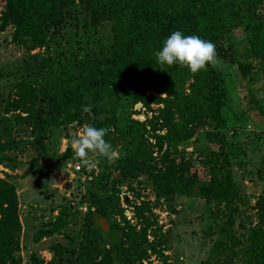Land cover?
<instances>
[{"label":"trees","instance_id":"trees-1","mask_svg":"<svg viewBox=\"0 0 264 264\" xmlns=\"http://www.w3.org/2000/svg\"><path fill=\"white\" fill-rule=\"evenodd\" d=\"M261 1L0 0V30L11 27L10 39L24 45L27 51L51 42L55 46L67 43L63 36L70 34L78 43L80 35L93 32L101 24H108L110 32L106 44L85 47L77 55L68 48L66 55L58 50L55 58L35 60L31 77L20 74L11 93H6L4 112L12 113L15 122L25 123L32 137L29 142L37 150L50 126L81 121L111 129L105 139L120 147L113 165L114 176L108 166L90 174L95 184L108 182L110 193L94 199L96 207L83 221L78 242L73 247L52 244L49 260L31 255L29 264H72L77 250L80 256L91 247L98 252L97 242L102 250L108 244L107 251L119 262L139 264L138 259L145 253L141 247L144 232L150 225L144 213H151L150 206L144 201L133 204L135 217L145 223L137 231L119 208L118 186L140 176L148 181L155 199L194 195L211 204L212 220L207 233L218 235L219 242L214 246L220 244L231 255H242L243 264H264V190L255 197V221L246 227V233L239 239L231 230L241 196L230 164L240 162L224 115L228 92L220 66L208 65L206 70L193 74L179 64L161 66L155 57L172 32L198 35L216 46L218 58L233 61V73L249 75L250 80L260 74L264 88V25L258 11ZM235 29L242 31L245 41L240 53L231 36ZM148 90L155 95L146 94ZM252 101L259 106L255 99ZM136 102L147 108L150 103L161 106L156 114L140 122L130 117ZM85 106L91 111L85 113ZM197 128L204 129L209 143L218 145L211 150L202 176L191 169L189 161L177 160L176 153L177 143L185 141ZM13 147V139L0 141V153ZM153 147L162 149L158 161H154ZM72 155L78 160L70 146L61 154ZM39 158L40 155L30 158L26 171L38 164ZM5 160L10 158L0 154V164ZM106 210L118 215L123 224L115 223L113 230L107 224L109 230H103L97 219L104 218ZM67 212V206H62L54 220L35 231L34 240L57 231ZM19 230L15 186L0 177V264H19ZM104 258L110 263L106 254Z\"/></svg>","mask_w":264,"mask_h":264},{"label":"rangeland","instance_id":"rangeland-1","mask_svg":"<svg viewBox=\"0 0 264 264\" xmlns=\"http://www.w3.org/2000/svg\"><path fill=\"white\" fill-rule=\"evenodd\" d=\"M258 11L263 15L264 25V0L261 1ZM83 34L80 35L78 43L74 42L75 36L70 34L63 36L67 43L62 41L60 45L55 46L51 42L45 47L27 51L24 45L14 43L10 39L11 27L0 30V141L13 139L14 142L13 148L0 153L10 158L0 164V177L11 181L17 194L20 223L17 250L19 264H29L31 255L43 261L49 260V246L52 244L73 247L81 238L83 221L96 207L94 199L110 193L108 182L95 184L90 174H96L108 166L114 176L113 165L120 148L118 143L113 146L115 155L111 160L92 153L90 158L95 167H83L79 159H74V155L62 157L61 154L67 146L71 147L70 139L86 124L84 121L58 127L50 126L37 150V146L29 142L32 137L25 123L15 122L13 114L3 110L6 93H11L13 82L20 74L31 77L29 75H32L35 60L44 57L55 58L58 56V50L66 55L68 48L77 55L78 51L85 47L106 44L110 32L108 24H101L96 26L93 32ZM231 36L240 53L245 48L242 31L235 29ZM240 58L238 56V59ZM232 62L231 59L218 58L228 92L224 115L231 140L238 149L237 160L240 162L239 165L230 164L234 183L241 196V201L237 202L238 212L233 214L234 226L231 230L240 239L241 234L246 233V227L255 221L253 203L256 195L264 190V88L260 74L253 77V80H250L249 75L240 77L231 71ZM145 93L155 95L151 90ZM253 99L259 106L253 103ZM159 106L161 104L150 103L147 108L136 102L130 109V117L144 122L156 114ZM163 131L162 129L158 133ZM149 141L154 143L152 138H149ZM164 146L163 144L162 149ZM217 148L216 143L206 140L204 129L197 128L185 141L177 143V160L189 161L191 169L202 176L211 150ZM162 149L159 151L157 147H153L154 161H158ZM38 155V164L26 171L30 158ZM67 163H78L80 167L75 170ZM140 201L148 203L151 213H144L150 225H147L144 232L145 240L141 247L145 253L138 259L139 264H243L242 255H231L228 250L224 251L220 244L215 247L219 242L218 235L207 233L208 224L212 220L211 204L194 195H173L167 199H155L148 181L144 176H140L136 181L124 182L118 186L119 208L124 218L134 225L137 231L145 225L141 217H135L133 211V204ZM62 206H67L68 210L67 216L63 217V225L52 235L35 241V231L43 228L47 221L54 220ZM105 208L108 209L106 204ZM100 218L103 217H99L97 221ZM103 223L106 225V231L113 230L115 223L119 226L123 224L118 215L111 214L108 210ZM100 245L97 242L98 252H94L95 249L91 247L83 256H80L77 250L72 264H107L104 254L110 258L108 264H127L119 262L107 251L108 244L104 245V250ZM124 246L125 244L121 248ZM121 248L114 255L119 254Z\"/></svg>","mask_w":264,"mask_h":264},{"label":"clouds","instance_id":"clouds-1","mask_svg":"<svg viewBox=\"0 0 264 264\" xmlns=\"http://www.w3.org/2000/svg\"><path fill=\"white\" fill-rule=\"evenodd\" d=\"M159 65L169 67L179 64L187 67L193 74L206 70L208 65L215 67L218 63L216 46L198 35H185L181 31L172 32L163 42L162 48L155 53ZM85 113L91 111L89 106L83 108ZM109 128H97L85 124L70 139V144L80 165L95 167L90 154L95 153L109 160L115 155L113 146L105 139Z\"/></svg>","mask_w":264,"mask_h":264},{"label":"built area","instance_id":"built-area-1","mask_svg":"<svg viewBox=\"0 0 264 264\" xmlns=\"http://www.w3.org/2000/svg\"><path fill=\"white\" fill-rule=\"evenodd\" d=\"M67 165H68V166H71V167H74L75 170H78L79 167H80L78 163H73V164H71V163H67Z\"/></svg>","mask_w":264,"mask_h":264},{"label":"water","instance_id":"water-1","mask_svg":"<svg viewBox=\"0 0 264 264\" xmlns=\"http://www.w3.org/2000/svg\"><path fill=\"white\" fill-rule=\"evenodd\" d=\"M102 221H103V218H100L98 221V224L101 226L103 230H106V225L104 223L102 224Z\"/></svg>","mask_w":264,"mask_h":264}]
</instances>
